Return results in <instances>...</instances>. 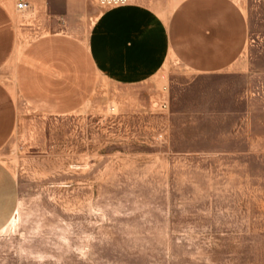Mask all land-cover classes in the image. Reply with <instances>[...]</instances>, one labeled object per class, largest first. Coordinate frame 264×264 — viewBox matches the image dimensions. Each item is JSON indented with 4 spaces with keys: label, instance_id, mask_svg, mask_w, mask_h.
Wrapping results in <instances>:
<instances>
[{
    "label": "rangeland",
    "instance_id": "374dc122",
    "mask_svg": "<svg viewBox=\"0 0 264 264\" xmlns=\"http://www.w3.org/2000/svg\"><path fill=\"white\" fill-rule=\"evenodd\" d=\"M5 1L18 53L43 32L87 37L110 6L75 0L46 25L37 0L25 13ZM238 2L249 40L219 73L169 55L146 81L100 77L83 106L48 114L17 92L13 59L0 69L20 107L0 149L20 193L0 264H264V0Z\"/></svg>",
    "mask_w": 264,
    "mask_h": 264
},
{
    "label": "crops",
    "instance_id": "0c3cea01",
    "mask_svg": "<svg viewBox=\"0 0 264 264\" xmlns=\"http://www.w3.org/2000/svg\"><path fill=\"white\" fill-rule=\"evenodd\" d=\"M73 1L35 4L47 25L46 9L67 20ZM249 33V18L238 0H179L169 12L130 0L105 8L87 37L43 32L18 53L16 16L0 0V69L13 59L19 95L42 113L66 114L90 99L100 77L143 82L162 69L169 55L200 74L224 71L243 54ZM19 111L16 93L0 77V149L15 131ZM19 199L17 179L0 159V229L14 218Z\"/></svg>",
    "mask_w": 264,
    "mask_h": 264
},
{
    "label": "built area",
    "instance_id": "2783aa9c",
    "mask_svg": "<svg viewBox=\"0 0 264 264\" xmlns=\"http://www.w3.org/2000/svg\"><path fill=\"white\" fill-rule=\"evenodd\" d=\"M130 0H108L110 5L127 3ZM15 10L19 13H25L33 7L31 0H14Z\"/></svg>",
    "mask_w": 264,
    "mask_h": 264
}]
</instances>
